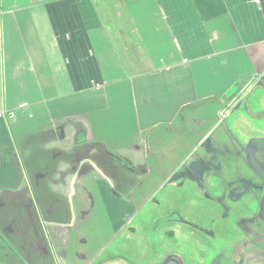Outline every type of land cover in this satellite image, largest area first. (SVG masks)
I'll return each mask as SVG.
<instances>
[{"label":"crops","instance_id":"0c3cea01","mask_svg":"<svg viewBox=\"0 0 264 264\" xmlns=\"http://www.w3.org/2000/svg\"><path fill=\"white\" fill-rule=\"evenodd\" d=\"M256 88L264 0H0V264H108Z\"/></svg>","mask_w":264,"mask_h":264},{"label":"flooded vegetation","instance_id":"af4514ba","mask_svg":"<svg viewBox=\"0 0 264 264\" xmlns=\"http://www.w3.org/2000/svg\"><path fill=\"white\" fill-rule=\"evenodd\" d=\"M225 133L228 144L205 140L202 154L156 193L163 200L153 199L154 207L131 218L135 221L126 225V258L116 247L102 263L264 264V137L243 144L229 130ZM247 158L254 159L261 175ZM127 169L142 177V172ZM134 191L133 181L126 179L124 195ZM179 240L186 241L187 248L175 244Z\"/></svg>","mask_w":264,"mask_h":264},{"label":"rangeland","instance_id":"374dc122","mask_svg":"<svg viewBox=\"0 0 264 264\" xmlns=\"http://www.w3.org/2000/svg\"><path fill=\"white\" fill-rule=\"evenodd\" d=\"M253 83H254V80L250 81L249 83H247L246 85V90L249 88V90L253 87ZM245 87V86H244ZM258 90H255L253 89V91H256L254 93V95H252L253 91H249L251 92V95L249 96V92L246 93V97H245V100L247 99H250L252 97V100H251V103H255V105L257 106H264V92L260 91L259 88H256ZM247 99V100H248ZM246 103H244L245 105ZM244 105L242 106V110L241 112L243 111V108H244ZM240 111H237L236 114H234V119L232 121V130H229L230 128L229 127V124L230 122H226L224 123L223 125H221V127L218 128V131L216 132V135L217 133H221L222 132V135H225L226 138L228 137V135H226V130H229L230 133H228L231 137H236L238 140H241V142H243V144L245 142H247L249 139H261L263 137H260V136H263L262 134H264V127H262L261 125V122L259 121H252V122H248L245 118L246 116V113H241ZM230 114V113H229ZM228 126V127H227ZM228 140V139H227ZM226 139L223 140L224 142H227L226 144H228V141ZM157 200H163L162 198V195L158 194L156 196ZM167 200H168V197H167ZM118 225H114L115 228H117ZM135 226V225H134ZM85 230V232H84ZM83 233H85L88 237V241L91 240L92 237H96L97 233L99 236H105L108 232V228H107V225L105 224H99L97 223V221L94 219V223H88L86 224V228L81 230ZM184 232H187L188 230H183ZM97 232V233H96ZM99 236L97 237V246L99 245ZM107 236V235H106ZM129 241L126 240V233L125 232H121V234L118 236L117 239H115V241L113 242V244L110 246V248L112 247V250L113 248H116V251L119 252V254H122L123 257L126 258L127 254L125 253V248H126V244H128ZM138 239L136 238V243H135V247L138 248L139 245H138ZM176 243H181L182 244V248L184 249V246L186 247L187 246V242L186 241H183V240H179V241H176ZM109 248V249H110ZM187 248V247H186ZM189 248V246H188Z\"/></svg>","mask_w":264,"mask_h":264},{"label":"water","instance_id":"95a60500","mask_svg":"<svg viewBox=\"0 0 264 264\" xmlns=\"http://www.w3.org/2000/svg\"><path fill=\"white\" fill-rule=\"evenodd\" d=\"M247 164H248L251 168H253V170L256 171L259 175H261V174L258 172V170L256 169V164H255V162H254V159H249V158H247Z\"/></svg>","mask_w":264,"mask_h":264},{"label":"built area","instance_id":"2783aa9c","mask_svg":"<svg viewBox=\"0 0 264 264\" xmlns=\"http://www.w3.org/2000/svg\"><path fill=\"white\" fill-rule=\"evenodd\" d=\"M24 108H26V105H21L20 106V109H24Z\"/></svg>","mask_w":264,"mask_h":264}]
</instances>
